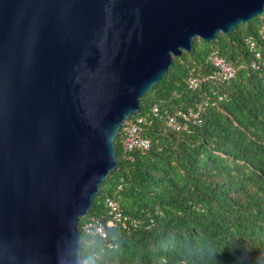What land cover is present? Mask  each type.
<instances>
[{
	"label": "water",
	"instance_id": "95a60500",
	"mask_svg": "<svg viewBox=\"0 0 264 264\" xmlns=\"http://www.w3.org/2000/svg\"><path fill=\"white\" fill-rule=\"evenodd\" d=\"M264 0H0V264H81L118 137L194 40Z\"/></svg>",
	"mask_w": 264,
	"mask_h": 264
},
{
	"label": "trees",
	"instance_id": "16d2710c",
	"mask_svg": "<svg viewBox=\"0 0 264 264\" xmlns=\"http://www.w3.org/2000/svg\"><path fill=\"white\" fill-rule=\"evenodd\" d=\"M262 30L261 14L215 40L197 38L191 51L173 57L162 79L141 98V111L154 102L171 109L194 107L205 98L216 102L189 130H173L158 118L146 124L151 147L133 152V160L125 156L119 133V166L78 224L83 259L96 264H264ZM250 36L261 54L258 60L247 47ZM212 51L235 68V76L207 80L192 90L187 78L208 75ZM254 60L257 67H252ZM220 95L222 100L216 98ZM119 185L122 209L144 224L130 232L111 228L107 239L83 232V222L104 214L103 199Z\"/></svg>",
	"mask_w": 264,
	"mask_h": 264
},
{
	"label": "built area",
	"instance_id": "2783aa9c",
	"mask_svg": "<svg viewBox=\"0 0 264 264\" xmlns=\"http://www.w3.org/2000/svg\"><path fill=\"white\" fill-rule=\"evenodd\" d=\"M262 36H264V30H262ZM246 43L249 50L254 53L255 58L258 60L261 54L257 49L254 38L251 36L247 37ZM257 60L252 62V67H257ZM207 61L212 67L208 75L192 74L187 78V86L192 90L197 89L202 82L207 80L224 82L235 76V68L217 51L210 52L207 55ZM216 98L222 100L223 96H216ZM215 102L216 100L211 101L209 98H205L194 107L187 109L162 108V102H154L147 110H140L130 117L121 128L123 134L122 147L125 156L133 160V152L147 150L151 147L152 140L144 134V127L146 124H151L154 119H160L165 126L173 130H189L192 125L202 123V114L206 107ZM121 188V185H119L113 194L105 196L103 199L104 214L92 215L86 219L82 224L83 232L98 236L101 239H107L111 228L119 227L124 231L130 232L144 224L141 218L127 214L122 209L118 197V192ZM108 246L112 248L115 245L112 242H108Z\"/></svg>",
	"mask_w": 264,
	"mask_h": 264
},
{
	"label": "clouds",
	"instance_id": "9594fccd",
	"mask_svg": "<svg viewBox=\"0 0 264 264\" xmlns=\"http://www.w3.org/2000/svg\"><path fill=\"white\" fill-rule=\"evenodd\" d=\"M81 264H95V261L92 258H85L81 261Z\"/></svg>",
	"mask_w": 264,
	"mask_h": 264
},
{
	"label": "rangeland",
	"instance_id": "374dc122",
	"mask_svg": "<svg viewBox=\"0 0 264 264\" xmlns=\"http://www.w3.org/2000/svg\"><path fill=\"white\" fill-rule=\"evenodd\" d=\"M262 16H264V14H262Z\"/></svg>",
	"mask_w": 264,
	"mask_h": 264
}]
</instances>
